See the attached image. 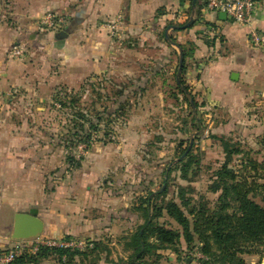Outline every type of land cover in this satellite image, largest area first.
I'll list each match as a JSON object with an SVG mask.
<instances>
[{"label":"rangeland","instance_id":"374dc122","mask_svg":"<svg viewBox=\"0 0 264 264\" xmlns=\"http://www.w3.org/2000/svg\"><path fill=\"white\" fill-rule=\"evenodd\" d=\"M119 45L105 71L83 79L75 87L58 86L47 99L31 98L26 107L15 104L19 102L17 97L6 99L9 108L0 112V132L18 138L14 143H0V151L18 153L15 174L26 180L27 188L40 186L43 195L44 203L39 200L24 213L35 208L66 214L69 200L80 206L81 222L76 225L81 233L73 238L87 244L80 251L86 256L77 255L74 264H128L131 238L148 218L156 226L180 230L165 211L160 216L154 211L162 201L179 204L180 190L190 208L201 201L212 206L218 194L210 192L209 186L224 161L222 148L213 137L237 144L259 162L264 159V94L249 101L239 127L232 125L227 112L207 105L202 97L188 91L186 81V98L179 91L173 93V89L164 95L143 92L145 80L139 78L142 68L136 60L140 53L135 49V53L124 51V41ZM168 79L166 73L159 75L151 87L163 81L167 84ZM169 84L173 88L174 81L169 80ZM118 90L122 96L115 97ZM97 92L108 94V98H97ZM69 93L74 103L64 98ZM190 99L195 104L193 109L188 105ZM79 106L93 107L96 113L104 106L108 109L97 132L85 126L90 133L88 139H73L77 123L73 115ZM107 115L117 120L107 124ZM240 157L235 156V164ZM259 182L264 183V178ZM163 186L166 194L153 200L147 213L143 201ZM11 227L7 224L0 230V251L16 241L11 238ZM91 243L99 253L91 252ZM159 254L157 264H202L207 260L198 243L188 248L183 240ZM244 258L249 263L264 261L259 255ZM41 264L57 262L49 259Z\"/></svg>","mask_w":264,"mask_h":264},{"label":"crops","instance_id":"0c3cea01","mask_svg":"<svg viewBox=\"0 0 264 264\" xmlns=\"http://www.w3.org/2000/svg\"><path fill=\"white\" fill-rule=\"evenodd\" d=\"M48 12L64 18L59 30L39 27V19ZM116 15L124 20L111 37L103 24ZM190 20L193 23L182 28ZM254 22L264 33V0H258ZM247 32L222 13L205 11L202 0H0V112L9 108L6 99L17 97L15 104L26 107L31 98L47 99L58 86L75 87L105 71L124 41V51L140 53L136 60L142 68L139 78L145 80L143 92L157 95L169 94L170 89L176 93L181 46L188 54L182 76L188 91L227 112L232 125L239 127L249 101L264 94V46H252ZM14 47L23 52L20 58L11 57ZM164 73L167 84L151 87ZM12 92L17 96L9 95ZM17 141L13 134L0 132V143ZM17 159L15 151H0V230L7 224L13 228L16 213L39 200L44 203L40 186L27 188L26 180L15 174ZM68 202L66 214L38 211L43 223L39 238L79 236L80 206Z\"/></svg>","mask_w":264,"mask_h":264},{"label":"trees","instance_id":"16d2710c","mask_svg":"<svg viewBox=\"0 0 264 264\" xmlns=\"http://www.w3.org/2000/svg\"><path fill=\"white\" fill-rule=\"evenodd\" d=\"M179 48L183 62L176 82V92L179 91L186 98L188 91L182 76L185 74L184 61L188 54L185 55L181 46ZM95 94L100 99L108 98V94L100 92ZM71 95L65 94L64 98L74 103L75 100ZM114 96H122V92L118 90ZM188 105L191 109L195 107L192 99L188 100ZM102 109V112L96 113L90 106L86 109H81L80 106L76 108L73 119L77 123L74 125L76 129L73 139L90 137L85 126L94 132L98 131V125L108 110L106 106ZM122 112L120 108V113ZM106 118L107 124L117 120L109 115ZM195 121L198 122L196 119ZM213 138L219 142L224 154V161L215 171L214 179L209 186L210 192L218 194L216 201L212 206L201 201L190 208V202L184 199L180 190L179 204L162 201L160 206H155L156 215L160 216L162 211H165L166 215L180 226V230L174 231L156 226L148 218L131 238L132 254L128 264H157L160 258L159 251L173 249L180 240H183L188 248L193 243H198L201 254L207 259L202 264L260 263L246 262L244 257L257 255L264 257V183L259 182L264 178V159L262 162L257 161L249 152L241 151L237 144L224 137ZM188 153L186 158L190 157ZM239 154H241L239 160L237 159L239 164H235V156ZM164 194L166 188L149 193L143 201V210L148 213L152 201L161 198ZM69 238L71 237H66ZM91 245L93 246L91 252H100L97 251L96 244L91 243ZM77 255L86 256L80 251L42 247L35 254H23L11 264H41L49 259L55 260L57 264H74ZM111 264L115 263L111 262Z\"/></svg>","mask_w":264,"mask_h":264},{"label":"built area","instance_id":"2783aa9c","mask_svg":"<svg viewBox=\"0 0 264 264\" xmlns=\"http://www.w3.org/2000/svg\"><path fill=\"white\" fill-rule=\"evenodd\" d=\"M203 9L207 12L223 13L229 20L238 26L245 27L247 36L252 46H264V33L254 22V15L258 8V0H202ZM123 16L116 15L104 22L103 26L108 35L115 37L123 24ZM39 27L45 30L57 31L64 25V18L57 13L48 12L38 21ZM23 52L14 47L10 51L13 58H20ZM83 240L76 238H37L33 240H18L11 248L0 251V264H11L25 253L35 254L40 248H58L69 251H81L86 247ZM89 246H92L89 244ZM203 257V256H202Z\"/></svg>","mask_w":264,"mask_h":264},{"label":"water","instance_id":"95a60500","mask_svg":"<svg viewBox=\"0 0 264 264\" xmlns=\"http://www.w3.org/2000/svg\"><path fill=\"white\" fill-rule=\"evenodd\" d=\"M195 3V0H193ZM223 14V13H222ZM225 15V14H223ZM193 23L190 20L182 28L186 29ZM182 60H180V67ZM190 149V147H189ZM164 186L162 187V189ZM43 231V223L38 217V210L35 208L30 209L27 213H16L14 215L13 228L11 238L13 240H33L41 236ZM264 264V261H263Z\"/></svg>","mask_w":264,"mask_h":264}]
</instances>
